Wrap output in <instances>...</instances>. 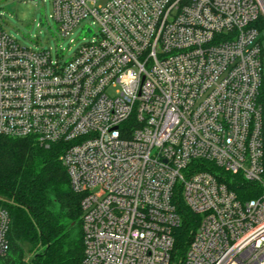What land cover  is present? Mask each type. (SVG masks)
I'll use <instances>...</instances> for the list:
<instances>
[{
    "label": "built area",
    "instance_id": "2783aa9c",
    "mask_svg": "<svg viewBox=\"0 0 264 264\" xmlns=\"http://www.w3.org/2000/svg\"><path fill=\"white\" fill-rule=\"evenodd\" d=\"M51 3L62 36L98 32L54 62L0 31V135L62 145L81 264H170L178 198L201 218L182 264H264L261 1ZM212 168L261 193L242 202ZM9 230L0 204V260Z\"/></svg>",
    "mask_w": 264,
    "mask_h": 264
},
{
    "label": "trees",
    "instance_id": "16d2710c",
    "mask_svg": "<svg viewBox=\"0 0 264 264\" xmlns=\"http://www.w3.org/2000/svg\"><path fill=\"white\" fill-rule=\"evenodd\" d=\"M259 27L264 30V18ZM258 102L264 142V79ZM62 149V145L46 149L31 138L0 135V204L10 216V250L0 264H81L82 196L71 189ZM212 170L242 202L261 193L258 185L240 175ZM176 204L181 224L173 231L170 264H182L201 219L181 198Z\"/></svg>",
    "mask_w": 264,
    "mask_h": 264
},
{
    "label": "rangeland",
    "instance_id": "374dc122",
    "mask_svg": "<svg viewBox=\"0 0 264 264\" xmlns=\"http://www.w3.org/2000/svg\"><path fill=\"white\" fill-rule=\"evenodd\" d=\"M0 31L25 48L50 52L55 62L70 60L81 45L94 38L98 25L88 21L62 36L53 19L51 0H0Z\"/></svg>",
    "mask_w": 264,
    "mask_h": 264
},
{
    "label": "water",
    "instance_id": "95a60500",
    "mask_svg": "<svg viewBox=\"0 0 264 264\" xmlns=\"http://www.w3.org/2000/svg\"><path fill=\"white\" fill-rule=\"evenodd\" d=\"M260 1H261L262 5H263V8H264V2H263V0H260Z\"/></svg>",
    "mask_w": 264,
    "mask_h": 264
}]
</instances>
